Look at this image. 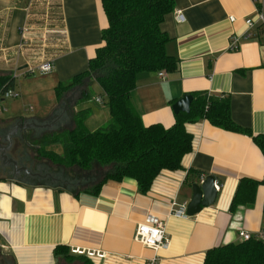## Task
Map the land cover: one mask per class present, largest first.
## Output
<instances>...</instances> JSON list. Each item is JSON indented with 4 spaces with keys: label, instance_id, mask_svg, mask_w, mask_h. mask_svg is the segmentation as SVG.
Returning <instances> with one entry per match:
<instances>
[{
    "label": "crops",
    "instance_id": "0c3cea01",
    "mask_svg": "<svg viewBox=\"0 0 264 264\" xmlns=\"http://www.w3.org/2000/svg\"><path fill=\"white\" fill-rule=\"evenodd\" d=\"M260 9L264 13L259 0H175V11L161 28L169 38L166 51L178 60V67L165 71L166 80L159 72L140 73L131 94L146 126H173V105L187 94L204 92L228 98L234 122L254 135L264 134ZM247 17L255 22L251 29ZM107 27L100 0H0V75H13V90L20 93L9 98L8 120L43 123L57 114L62 133L74 128L79 113L88 112L89 131L108 124L107 98L96 81L91 85L99 91L90 98L93 109L82 100L80 88L62 102L56 95L59 84L67 85L89 69L90 59L104 45ZM232 36L241 38L236 50L230 49ZM48 61L54 69L42 73L39 67ZM31 69L35 72L28 77ZM24 110H30L31 117H25ZM186 129L194 138L192 152L181 169L162 171L147 194L130 178L108 180L98 195L77 196L43 183L0 181V249L14 264H57V247L104 254L92 258L95 264H204L208 250L243 242L242 231L264 236L263 184L252 207L230 212L240 180H264V155L253 138L208 120L188 123ZM55 147L49 150L62 153L61 146L60 152ZM209 175L220 188L215 204L195 216H176L172 203L176 209L187 206L193 184ZM150 216L165 222L168 248L155 251L134 240L137 226Z\"/></svg>",
    "mask_w": 264,
    "mask_h": 264
},
{
    "label": "trees",
    "instance_id": "16d2710c",
    "mask_svg": "<svg viewBox=\"0 0 264 264\" xmlns=\"http://www.w3.org/2000/svg\"><path fill=\"white\" fill-rule=\"evenodd\" d=\"M100 1L108 19V27L102 33L104 45L90 59L89 69L77 75L71 83L59 84L56 95L62 102L67 93L80 88L82 100H89L91 85L96 81L107 98L111 119L105 127L91 132L85 126L90 114L82 112L76 116L73 129L45 135L29 144L37 145L39 157L74 171L75 176L61 172L67 179L65 185L43 184L62 187L76 196L78 192L98 195L108 180L130 178L137 181L141 194H147L162 171L182 168L184 157L193 150L194 138L186 125L202 120L252 137L264 155V134L254 135L251 130L237 125L228 98L213 97L204 92L193 94L190 112L176 114L173 126L167 128L161 123L146 126L131 94L137 87L140 73H171L178 67V60L166 51L169 38L161 28L166 17L175 11V0ZM14 82L13 76L0 75V100L7 90L13 89ZM1 123L5 125L8 121L1 120ZM18 141L28 146V137ZM51 146H61L62 153L49 150ZM97 165L108 169L104 177L90 188L76 190L73 186H80ZM6 179L0 178V181ZM88 180L93 182L95 178ZM24 183L38 184L32 180ZM260 184L264 185V180H240L230 212L235 213L240 207H252ZM55 254L67 262L78 259L83 264H95L92 258L72 254L64 247H57ZM11 264H14L12 258ZM204 264H264V240L252 236L241 243L210 249L206 252Z\"/></svg>",
    "mask_w": 264,
    "mask_h": 264
},
{
    "label": "rangeland",
    "instance_id": "374dc122",
    "mask_svg": "<svg viewBox=\"0 0 264 264\" xmlns=\"http://www.w3.org/2000/svg\"><path fill=\"white\" fill-rule=\"evenodd\" d=\"M30 75H32V74H30V73L27 74L28 77ZM11 76H13V75H11ZM37 76L38 75H36V77ZM14 79H15V77H14ZM90 91H91V98L93 97L94 94H95V96L99 95V91H98L97 87L92 86ZM85 103H89L90 105H92V109H93V107H95V103L91 99H89L88 102L86 100ZM105 103L107 105L106 101H105ZM10 104H11V101H9V98L3 97L0 100V117L2 119H8L9 118V116L11 114L10 108H9ZM31 114L32 113L30 110H28V112L26 110H24V112H23V115L25 117H31ZM12 118H13V116H12ZM0 125L2 127L4 126L2 123ZM106 125L107 124H105L104 126H100V127H105ZM69 130H71V129L68 128V131ZM54 132H60L59 126H56L55 128H51L50 130H43L41 132L36 133L34 136L29 135L28 136V146H25L21 142L16 141L15 146L13 148V155L15 156L16 159L21 160L22 162L28 163L30 168L33 167V169L35 170V169H37V167H39L40 169L43 170V172H46L49 175L54 176V178H56V180L55 179L50 180V179L44 178V179H34L32 181H36L38 183L51 182L53 184L65 185L67 179L61 175V172H63V175L67 174L69 176L70 175L75 176L74 171L73 170H66V169L52 163L51 161H49L47 159H43V158L39 157V152H37V150H39V149H38L37 145H31V146L29 145L31 143H34L36 140L40 139L41 137H43L45 135L52 134ZM54 149L58 152H60V150H61L58 146L55 147ZM75 170L77 171L78 169H75ZM107 170L108 169H102L97 165V166H95V168L93 169L92 172L87 174L88 175L87 179H84L80 186L76 185L73 187L76 190H85L87 188H90L91 186L94 185V183L100 181L104 177V174L107 172ZM35 171H38V170H35ZM5 177H6V174H4V172H3L0 175V178H5ZM93 177L95 178V180L93 182H90V180H88V178L91 179ZM77 179H80V178H77ZM0 264H11L10 255L3 252L1 249H0ZM57 264H83V262L78 260V259L75 260L74 262H67V261H64L63 259H60Z\"/></svg>",
    "mask_w": 264,
    "mask_h": 264
},
{
    "label": "built area",
    "instance_id": "2783aa9c",
    "mask_svg": "<svg viewBox=\"0 0 264 264\" xmlns=\"http://www.w3.org/2000/svg\"><path fill=\"white\" fill-rule=\"evenodd\" d=\"M261 3H264V0H259ZM258 18L259 21L264 25V13L263 11L258 10ZM234 18H231V21H234ZM245 22L247 24V26L251 29L254 27L255 22L250 18L247 17L245 19ZM25 31H27L26 28L22 29V32L24 33ZM249 36H247L248 38ZM241 38L237 37V36H232L231 38V44H230V49L231 50H236L239 47V43H240ZM54 69V63L52 61H48L43 63L40 67L39 70L42 73H49ZM35 70H30L28 71V74H32L34 73ZM159 76L162 80H166L167 79V74L165 73V71H160L159 72ZM4 98H19L20 97V93H18L15 90H7L3 96ZM98 102H101L100 99L97 100ZM204 178H202L201 181H203ZM216 188L219 191L220 188L218 186V184L216 183ZM187 206L186 204L184 205L183 209H176V203L173 202L172 203V212L176 215V216H180V217H189L187 215L186 212ZM165 222L161 219H158L154 216H150L146 222L141 223L137 226L135 234H134V240L136 242H139L140 244H142L143 246L150 248L152 250H159V249H165L168 248L170 245V241L167 237V233H166V227H165ZM240 237L242 238L243 241H247L250 240L252 238V235H250L247 232H240ZM257 237H259L260 239L264 240V236L263 235H258ZM72 253L75 255H81V256H87L89 258H104L105 255L101 254V253H96V252H86L83 250H78V249H74L72 250Z\"/></svg>",
    "mask_w": 264,
    "mask_h": 264
},
{
    "label": "water",
    "instance_id": "95a60500",
    "mask_svg": "<svg viewBox=\"0 0 264 264\" xmlns=\"http://www.w3.org/2000/svg\"><path fill=\"white\" fill-rule=\"evenodd\" d=\"M194 96L193 95H185L181 99H179L174 105L173 110L175 114L180 113H189L191 110V105L193 102ZM59 117V115L55 114L50 118V120L39 123L33 120H29L27 118H20L16 120L12 130L8 134V139L6 145H2L0 142V151H1V160L3 161L4 166L12 165L17 173L25 172L31 176H37L38 173H34L30 170L29 167H18V162L10 159L8 157V151L14 145V137L19 134V130H27L30 128H50L52 126V121ZM13 180H16L13 178ZM22 182V181H20ZM217 180L214 176H207L204 178L203 181L200 183H194L193 188V198L187 205V215L195 216L199 214L204 208L210 207L215 204L219 191L216 188Z\"/></svg>",
    "mask_w": 264,
    "mask_h": 264
},
{
    "label": "flooded vegetation",
    "instance_id": "af4514ba",
    "mask_svg": "<svg viewBox=\"0 0 264 264\" xmlns=\"http://www.w3.org/2000/svg\"><path fill=\"white\" fill-rule=\"evenodd\" d=\"M1 120H7L8 121V123L5 124L3 127L0 125V142L2 145H6V142L8 139V134L12 130L14 124L16 123V120H14V119L13 120L2 119L0 117V124H1ZM59 121H60L59 117L55 118L52 121V126L50 128H30L27 130H19V134L14 137V145L11 147V149L7 153L8 157L10 159L17 161L19 168H21V167H29L30 168L28 163L22 162L21 160L16 159L15 156L13 155V148L15 146L16 141L24 140V137H28L29 135L34 136L36 133L41 132L43 130H50L51 128H55L56 126L59 125ZM1 159L2 158H1V151H0V172H1L0 175L4 172V174H6V178H9V179L15 178L16 180H20L23 182H30L31 180H34V179H44V178L50 179V180H53V179L56 180V178H54V176H51L48 173L43 172V170L40 169L39 167H37V169H35L38 171H35L33 169V167H31L32 169L30 168V170L32 172L39 174L37 176H31V175L25 173L24 171L17 173L16 170L14 169L13 164L9 165V166H4L3 161Z\"/></svg>",
    "mask_w": 264,
    "mask_h": 264
}]
</instances>
